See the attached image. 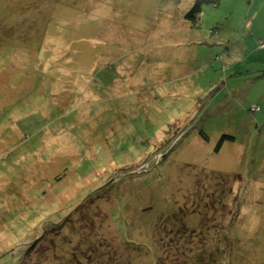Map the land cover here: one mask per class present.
Masks as SVG:
<instances>
[{
  "label": "rangeland",
  "instance_id": "374dc122",
  "mask_svg": "<svg viewBox=\"0 0 264 264\" xmlns=\"http://www.w3.org/2000/svg\"><path fill=\"white\" fill-rule=\"evenodd\" d=\"M196 1L0 0V264H264V0Z\"/></svg>",
  "mask_w": 264,
  "mask_h": 264
},
{
  "label": "trees",
  "instance_id": "16d2710c",
  "mask_svg": "<svg viewBox=\"0 0 264 264\" xmlns=\"http://www.w3.org/2000/svg\"><path fill=\"white\" fill-rule=\"evenodd\" d=\"M202 4H203L202 0H197L195 4L192 6V8L187 12L186 19H191L196 21V19L202 12ZM204 136L208 138V135H206L205 133ZM234 137L235 136L227 133H223L222 135H220L218 144L216 146V150L219 151L223 146L224 142L226 141H235ZM105 256H106V252L96 251V249L92 247L84 255V258L79 259L78 261H80V264H114L112 261H108L107 259H105L106 258ZM87 259H90L91 263L87 262L86 261Z\"/></svg>",
  "mask_w": 264,
  "mask_h": 264
},
{
  "label": "built area",
  "instance_id": "2783aa9c",
  "mask_svg": "<svg viewBox=\"0 0 264 264\" xmlns=\"http://www.w3.org/2000/svg\"><path fill=\"white\" fill-rule=\"evenodd\" d=\"M261 46H264V43H262Z\"/></svg>",
  "mask_w": 264,
  "mask_h": 264
},
{
  "label": "crops",
  "instance_id": "0c3cea01",
  "mask_svg": "<svg viewBox=\"0 0 264 264\" xmlns=\"http://www.w3.org/2000/svg\"><path fill=\"white\" fill-rule=\"evenodd\" d=\"M248 75V74H247ZM247 78V77H246ZM222 135V134H221ZM219 138H220V136H219Z\"/></svg>",
  "mask_w": 264,
  "mask_h": 264
}]
</instances>
